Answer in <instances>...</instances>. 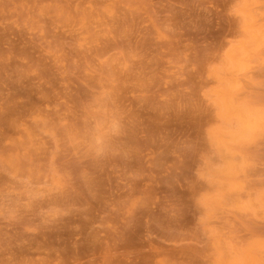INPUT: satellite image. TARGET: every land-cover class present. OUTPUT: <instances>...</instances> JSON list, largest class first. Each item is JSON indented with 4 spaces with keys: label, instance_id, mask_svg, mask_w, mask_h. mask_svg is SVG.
<instances>
[{
    "label": "rangeland",
    "instance_id": "rangeland-1",
    "mask_svg": "<svg viewBox=\"0 0 264 264\" xmlns=\"http://www.w3.org/2000/svg\"><path fill=\"white\" fill-rule=\"evenodd\" d=\"M0 264H264V0H0Z\"/></svg>",
    "mask_w": 264,
    "mask_h": 264
},
{
    "label": "bare ground",
    "instance_id": "bare-ground-1",
    "mask_svg": "<svg viewBox=\"0 0 264 264\" xmlns=\"http://www.w3.org/2000/svg\"><path fill=\"white\" fill-rule=\"evenodd\" d=\"M9 17V16H8Z\"/></svg>",
    "mask_w": 264,
    "mask_h": 264
}]
</instances>
